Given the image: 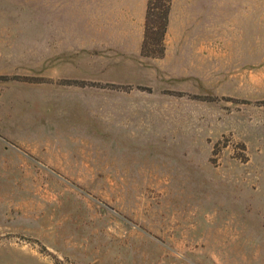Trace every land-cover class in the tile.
Listing matches in <instances>:
<instances>
[{
    "label": "rangeland",
    "instance_id": "374dc122",
    "mask_svg": "<svg viewBox=\"0 0 264 264\" xmlns=\"http://www.w3.org/2000/svg\"><path fill=\"white\" fill-rule=\"evenodd\" d=\"M148 1L0 0V264H264V0Z\"/></svg>",
    "mask_w": 264,
    "mask_h": 264
},
{
    "label": "trees",
    "instance_id": "16d2710c",
    "mask_svg": "<svg viewBox=\"0 0 264 264\" xmlns=\"http://www.w3.org/2000/svg\"><path fill=\"white\" fill-rule=\"evenodd\" d=\"M168 1V0H166ZM165 0H149L148 1V7H147V17H146V28H145V36H144V42L142 45V54L150 55L152 57H158L160 56V53L157 54L156 50L154 48H150L151 45L154 44L152 42V35L155 34L154 32V24L160 23L159 26L162 28V26H165L166 21V15H167V5L162 4V2H166ZM154 2L158 3V5L154 6ZM162 6H165L166 8L162 10ZM154 11H157L154 12ZM164 20V22H162ZM161 37V34H160Z\"/></svg>",
    "mask_w": 264,
    "mask_h": 264
}]
</instances>
